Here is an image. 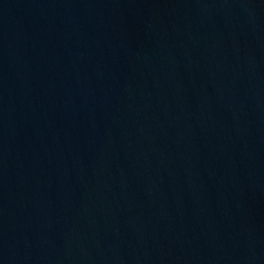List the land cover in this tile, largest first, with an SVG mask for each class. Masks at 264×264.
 Masks as SVG:
<instances>
[{
	"label": "water",
	"instance_id": "water-1",
	"mask_svg": "<svg viewBox=\"0 0 264 264\" xmlns=\"http://www.w3.org/2000/svg\"><path fill=\"white\" fill-rule=\"evenodd\" d=\"M0 264H264V0H0Z\"/></svg>",
	"mask_w": 264,
	"mask_h": 264
}]
</instances>
